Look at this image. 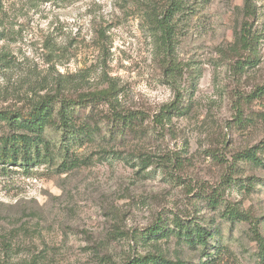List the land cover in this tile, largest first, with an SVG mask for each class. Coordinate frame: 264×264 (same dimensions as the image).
<instances>
[{"label": "rangeland", "instance_id": "374dc122", "mask_svg": "<svg viewBox=\"0 0 264 264\" xmlns=\"http://www.w3.org/2000/svg\"><path fill=\"white\" fill-rule=\"evenodd\" d=\"M48 96L91 135L0 161V264H264V0H0V112Z\"/></svg>", "mask_w": 264, "mask_h": 264}, {"label": "trees", "instance_id": "16d2710c", "mask_svg": "<svg viewBox=\"0 0 264 264\" xmlns=\"http://www.w3.org/2000/svg\"><path fill=\"white\" fill-rule=\"evenodd\" d=\"M95 99L103 98V95H94ZM86 98H64L55 99L54 96H48L43 102L39 103L29 112H0V120H6L11 126L16 129L13 133L6 135L2 138L0 143V161L6 164H20L23 166H29L35 162L45 159L50 153V145L45 138L46 128L49 126L52 118L55 115L58 117L59 124L63 128V142L62 148L64 151H68V147L65 146L66 136L68 139L80 138L81 135H91L87 131H82L76 128L73 111L71 108L74 106H80L86 102ZM61 103V107L58 112L55 113V102ZM178 106H167V111ZM165 112V110H163ZM121 115V114H119ZM55 116V117H56ZM133 118L134 114L123 115L121 118ZM127 122V121H126ZM93 134V132H92ZM235 215L241 214V212L235 211ZM202 232L199 236L193 237V235L187 231L185 237L187 240L194 242L201 241L206 243V237H203ZM259 234V233H258ZM167 264H173L170 261H165ZM179 264V263H174Z\"/></svg>", "mask_w": 264, "mask_h": 264}]
</instances>
